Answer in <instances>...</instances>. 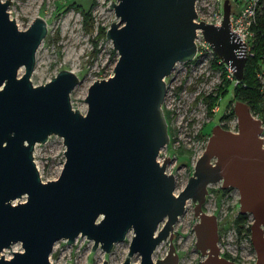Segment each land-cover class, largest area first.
<instances>
[{"label":"water","instance_id":"water-1","mask_svg":"<svg viewBox=\"0 0 264 264\" xmlns=\"http://www.w3.org/2000/svg\"><path fill=\"white\" fill-rule=\"evenodd\" d=\"M195 1L111 0L118 19L106 35L118 56L112 73L88 85L83 112L70 101L79 79L73 70L60 68L44 82L31 81L45 18L37 14L21 28L9 14L11 0H0V264H54V241L71 242L78 233L93 239L92 248L109 250L129 229L119 264H178L171 240L164 255L153 258L152 251L171 236L188 197L198 216L195 244L204 254L198 264H264V150L260 118L244 100L233 103L236 129L213 124L178 191L174 174L165 170L169 156L157 158L169 139L161 105L164 75L175 61L193 57L196 27L235 78L243 76L245 43L230 28V1L223 0L219 23L195 20ZM51 132L63 137L65 157L57 176L42 179L32 149ZM216 180L236 186L239 211L252 214L253 263L219 253L217 217L202 208L207 184ZM15 240L22 248L5 256L1 249ZM134 251L139 261L130 259Z\"/></svg>","mask_w":264,"mask_h":264},{"label":"rangeland","instance_id":"rangeland-1","mask_svg":"<svg viewBox=\"0 0 264 264\" xmlns=\"http://www.w3.org/2000/svg\"><path fill=\"white\" fill-rule=\"evenodd\" d=\"M116 1V0H112ZM202 0H197L200 4ZM111 0H11L7 5L10 16L17 25L26 27L37 14L46 20V31L35 50V63L30 73L32 83H40L49 79L60 68H69L79 77L70 90V101L73 107L85 111L87 102L84 96L87 87L95 78L112 73L118 56L112 40L106 35V28L112 20H117ZM264 10V0L257 4ZM68 57L65 58V55ZM212 55L203 60H177L170 71L164 75L166 92L161 103L163 112L168 109L167 131L168 141L163 144L157 154L162 160L169 156L165 170L175 177L174 191H178L192 173L198 154L204 148L213 124L219 122L223 126L236 129V115L219 119L224 112L233 110L237 97H232V84L222 81L221 68L213 67ZM24 66L20 65L18 72ZM221 84V85H220ZM220 85V87L218 86ZM211 93L220 95L218 108L209 112ZM231 98V99H230ZM234 112V111H233ZM65 143L63 137L51 132L44 141H36L33 145V158L42 179L52 178L59 174L64 160ZM199 150V151H198ZM199 152V153H198ZM208 190L202 202V208L215 213L217 217L219 253L241 263H253L255 250L249 232H239L236 218L239 211V192L236 186H221V180L207 184ZM222 187V188H221ZM25 194L14 200L23 199ZM194 201L188 197L185 207L173 222L171 236L162 238L154 247L152 257L165 254L169 240L175 245L178 253V264H198L204 256L195 244L193 224L198 216L194 213ZM244 224H249L252 214L245 212ZM129 229L124 238L112 243L109 250L99 244L92 248V238L78 233L73 241L67 242L65 237L57 238L49 253L54 264H99L107 258V264H119L126 255L131 238ZM22 248L21 242L15 240L4 246L1 252L5 256L12 254L13 249ZM131 260L140 259L138 251L130 255Z\"/></svg>","mask_w":264,"mask_h":264},{"label":"built area","instance_id":"built-area-1","mask_svg":"<svg viewBox=\"0 0 264 264\" xmlns=\"http://www.w3.org/2000/svg\"><path fill=\"white\" fill-rule=\"evenodd\" d=\"M231 4L230 9V28L232 31H237L239 37L245 43V53L246 56L253 54L254 49L253 45L256 42V31L252 27V24L256 21V10L255 6L257 5V0H229ZM222 3L223 0H202L200 4H197L195 1V8L197 15L194 18L195 20L204 19L205 21H212L219 23L222 18ZM196 43V50L190 61L194 62L197 60L206 59L208 56H214L215 52L211 47L209 41L204 37L203 32L200 27H196V36L194 38ZM219 61H222L227 67L226 75L230 78H233L234 81L238 80L235 78L230 66L226 64L220 57ZM256 76L258 77V88L262 93V100L259 103L258 107L249 108L250 113L260 118L261 129L258 133L261 137V146L264 150V73L262 70L256 71ZM220 95L217 97L219 99ZM218 108V102L215 101L211 106V109L214 111ZM237 126V122H236ZM199 151V150H198ZM199 153V152H198ZM199 155V154H198ZM255 259V257H254Z\"/></svg>","mask_w":264,"mask_h":264},{"label":"trees","instance_id":"trees-1","mask_svg":"<svg viewBox=\"0 0 264 264\" xmlns=\"http://www.w3.org/2000/svg\"><path fill=\"white\" fill-rule=\"evenodd\" d=\"M258 2H260V0H257V4ZM255 10L256 21L252 24V27L256 31V42L253 45V54L246 56L242 78L234 81L233 78H230L226 75L227 67L222 61L218 60V56L214 54V56L211 58V63L214 65L213 67L221 68L222 81L223 84H225L224 88L221 90V93L227 88L228 84H232L233 92L231 98L237 97L241 100H244L248 104L249 108L258 107L263 96L258 88L259 81L258 77L256 76V71L262 70L264 73V10L258 5L255 6ZM220 85L218 86L220 87ZM203 96L205 98L209 97L210 101L208 102V110L209 112L213 111L211 106L215 101H218V95H212L211 93H208L204 94ZM168 112V109H164L165 116L168 115ZM233 113V110L228 113L224 112V114L221 115L219 119L233 115ZM245 216V212L238 213V218L235 220L236 228L239 232H249V224L245 225L243 221Z\"/></svg>","mask_w":264,"mask_h":264},{"label":"bare ground","instance_id":"bare-ground-1","mask_svg":"<svg viewBox=\"0 0 264 264\" xmlns=\"http://www.w3.org/2000/svg\"><path fill=\"white\" fill-rule=\"evenodd\" d=\"M68 57V54L65 55V58Z\"/></svg>","mask_w":264,"mask_h":264}]
</instances>
